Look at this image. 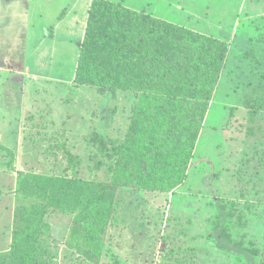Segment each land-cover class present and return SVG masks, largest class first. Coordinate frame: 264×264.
<instances>
[{
	"label": "rangeland",
	"instance_id": "rangeland-1",
	"mask_svg": "<svg viewBox=\"0 0 264 264\" xmlns=\"http://www.w3.org/2000/svg\"><path fill=\"white\" fill-rule=\"evenodd\" d=\"M115 1L215 35L230 48L185 182L167 193L117 187L119 209L99 264H173L179 248L195 264H242L236 251L223 249L212 221L220 202H258L244 245L264 239V0ZM91 2L0 0V145L14 155L8 165L0 149V251L12 237L18 172L53 175L71 152L82 177L109 183L104 153L84 136L123 137L133 95L72 82ZM49 222L51 264H84L65 249L66 215Z\"/></svg>",
	"mask_w": 264,
	"mask_h": 264
},
{
	"label": "trees",
	"instance_id": "trees-1",
	"mask_svg": "<svg viewBox=\"0 0 264 264\" xmlns=\"http://www.w3.org/2000/svg\"><path fill=\"white\" fill-rule=\"evenodd\" d=\"M229 48L227 40L121 1L92 0L72 82L97 93L133 95L123 137L105 139L95 130L84 136L104 153L109 183L82 177L80 160L71 152H65L66 166L53 175L18 172L12 237L0 251V264H51L54 214L68 219L64 246L70 258L99 264L106 230L119 209L117 187L167 193L185 182ZM0 149L11 164L12 150ZM255 204L220 202L212 221L223 249L236 251L242 264H264V239L244 245L248 218L259 213L260 203ZM181 249L171 252L172 263L195 264Z\"/></svg>",
	"mask_w": 264,
	"mask_h": 264
}]
</instances>
